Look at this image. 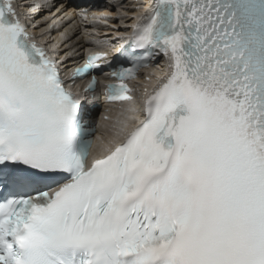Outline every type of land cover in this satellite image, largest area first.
Here are the masks:
<instances>
[{"label":"snow or ice","instance_id":"snow-or-ice-1","mask_svg":"<svg viewBox=\"0 0 264 264\" xmlns=\"http://www.w3.org/2000/svg\"><path fill=\"white\" fill-rule=\"evenodd\" d=\"M119 55L109 102L169 71L89 164L85 104L0 2V264H264V0H156Z\"/></svg>","mask_w":264,"mask_h":264},{"label":"bare ground","instance_id":"bare-ground-1","mask_svg":"<svg viewBox=\"0 0 264 264\" xmlns=\"http://www.w3.org/2000/svg\"><path fill=\"white\" fill-rule=\"evenodd\" d=\"M115 1L117 3L113 6L112 9L120 8L125 16V20L126 21L129 20V17H131L135 13L133 9L137 6V4L131 3V1H127V0H122V2L120 0H115ZM58 2L59 0H55V1L51 0L50 4L54 6L58 4ZM74 16L76 17V19H78V13L74 12ZM109 26L112 28V27H116L117 25L115 23H111ZM99 31L104 32L103 29H99Z\"/></svg>","mask_w":264,"mask_h":264}]
</instances>
